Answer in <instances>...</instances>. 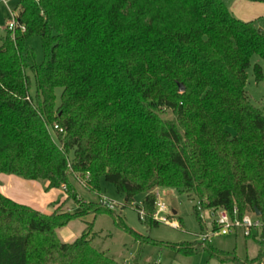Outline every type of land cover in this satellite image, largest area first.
Listing matches in <instances>:
<instances>
[{
	"label": "trees",
	"instance_id": "1",
	"mask_svg": "<svg viewBox=\"0 0 264 264\" xmlns=\"http://www.w3.org/2000/svg\"><path fill=\"white\" fill-rule=\"evenodd\" d=\"M16 8L17 28L0 35V173L66 192L44 213L0 191V264H125L94 246L92 222L74 240L60 238V228L86 213L111 212L135 232L102 196L81 200L74 180L100 194L103 177L126 204L145 192L140 220L148 225L159 222L160 186L208 208L233 214L236 206L240 217L258 209L264 220V112L247 90L253 55L264 57L254 20L224 0H18ZM35 34L42 62L28 41ZM254 66L260 82L262 65ZM72 198L80 209H63ZM247 236L259 243L253 257L207 239L167 245L264 264V226ZM129 264L172 263L138 255Z\"/></svg>",
	"mask_w": 264,
	"mask_h": 264
},
{
	"label": "rangeland",
	"instance_id": "2",
	"mask_svg": "<svg viewBox=\"0 0 264 264\" xmlns=\"http://www.w3.org/2000/svg\"><path fill=\"white\" fill-rule=\"evenodd\" d=\"M7 1L8 3H5L3 0H0V35L6 32L12 10L19 12L18 8H16L18 0ZM246 1L252 2V0ZM224 2L231 9H242L241 12L244 14H256L257 11L261 12L262 10V13L254 21L258 29L262 28L264 30V6L260 4L261 2L259 3L260 5L255 3V5H251V3L246 4L242 0H224ZM28 41L34 50L36 60L42 62L46 57L43 40H41L39 35L35 34ZM255 63H259L263 68V78L260 82L255 79ZM249 66L247 84L249 97L264 112V57L258 54L253 55ZM30 88L31 92L35 93L34 78H32ZM62 89L59 86L56 90L57 103L60 101ZM165 115L168 118L174 116L171 110H168ZM7 175L10 174L1 172L0 180ZM101 180L102 190L100 194L90 192L82 182L74 180L78 191L77 196L81 200H94L99 199L100 196L105 197L107 201L113 203L111 208L122 222L131 227L135 232L131 233L121 227L118 219L111 212H101L97 215L95 213H86L73 218L67 225L58 230V234L63 241H72L79 237L89 221L92 222V231L89 236L92 237L94 246L104 250L109 256H113L120 261H125L126 259L132 261L134 257L139 255L141 263L163 260L172 264H236L233 261L219 259L211 255L210 251L206 248H199L196 252L185 254L175 247L167 245L200 241L202 240L201 233L205 231H208L211 235L210 245L213 249L235 251L236 254L242 257H253L258 251L259 243L253 236L245 235L243 228H239L236 232L234 231L226 235L214 233L215 221L212 208L203 206L197 196L182 192L174 186L157 187L158 199L163 201L172 210V213L168 215L170 220H177L180 226L170 225L165 222L148 225L146 222L140 220L139 212V207L143 204L146 196L145 192L138 193L133 204H126L125 196L117 191L114 183L105 180L103 177ZM25 181L29 182V184L15 182L9 185L8 188L12 192V195H23V197H17L18 200H22V202L29 205V198L35 199L39 204L43 202V208L40 210L44 213L50 212L59 206L66 192L63 187L47 188L48 182L45 179L31 178ZM50 202L53 204H49ZM195 205L200 209L201 222L194 209ZM34 208L37 207L35 206ZM62 208H70L71 211H75L80 209V206L72 198ZM174 209L178 210L177 213L174 212ZM251 216L254 217V214H251ZM256 232L257 230L254 229L253 233L256 234Z\"/></svg>",
	"mask_w": 264,
	"mask_h": 264
},
{
	"label": "built area",
	"instance_id": "3",
	"mask_svg": "<svg viewBox=\"0 0 264 264\" xmlns=\"http://www.w3.org/2000/svg\"><path fill=\"white\" fill-rule=\"evenodd\" d=\"M5 3H8L7 0H3ZM17 16L18 12L16 10H12V15L10 17V20L7 24L9 29L15 31V29L18 26V21H17ZM21 28L25 30V26L22 25ZM58 125L55 126L57 128ZM66 186H64L65 188ZM103 202L106 203L109 207L113 206V203L111 201H107L105 197H103ZM234 212L231 214L226 208H212L213 211V216H214V221L216 224L214 233L217 234H230L232 232H236L239 228H243L244 234L245 235H251L255 230H258L262 226H264V220L260 219V215H257L255 211L247 212L244 214L242 217L238 215V207H234ZM139 212L142 217L145 216L146 211L144 210L143 205L139 207ZM169 213H172V210L167 207V205L161 201L157 200V204L155 207V212H154V219L158 220L159 222H165L169 223L170 225H176L180 226L179 222L175 219L170 220L169 218ZM251 214H254V217L251 216ZM210 234L208 231H205L201 233L202 240H210ZM130 261L126 260L125 264H129Z\"/></svg>",
	"mask_w": 264,
	"mask_h": 264
},
{
	"label": "crops",
	"instance_id": "4",
	"mask_svg": "<svg viewBox=\"0 0 264 264\" xmlns=\"http://www.w3.org/2000/svg\"><path fill=\"white\" fill-rule=\"evenodd\" d=\"M242 2L243 3H251V5H255V4H257V5H260V4H262L263 6H264V0H260V1H255V0H252V2H247L246 0H242ZM261 2V3H260ZM255 3V4H254ZM260 3V4H259ZM264 8V7H263ZM232 10H233V12H234V14H236V16L237 17H239L240 19H243V20H245V19H247V20H255L261 13H262V10H261V12L260 11H257V13L256 14H247V13H243V12H241L242 11V9H240V8H232ZM8 174H10V175H7V176H5V177H2V180H0V191L4 194V195H6V196H8V197H10V198H12V199H14V200H17V201H19V202H21V203H24V204H27V203H25V202H22V200L20 201V200H18V198L17 197H23V195H21V196H16V195H12V192L10 191V189L8 188V186L9 185H11V184H14L15 182H18V183H20V184H22V183H24V184H29V182H27V181H25L26 180V178H24V177H22V176H20V175H18V174H16V173H14V174H16V175H11V173H8ZM31 179V178H30ZM30 179H27V180H30ZM53 188H57V187H53ZM19 199H22V198H19ZM65 199V195L63 196V199H62V201ZM30 202V205L29 204H27V205H29V206H33L34 205V207L36 206L37 208L36 209H38V210H40V209H42L43 208V202L41 203V204H39L37 201H35V199H33V198H29L28 199ZM48 201V200H47ZM62 201L60 202V203H62ZM32 203V204H31ZM59 203V204H60ZM36 204H38V205H36ZM49 204H53V203H49ZM175 210V209H174ZM177 210V209H176ZM41 211V210H40ZM178 211V210H177ZM177 213V212H176ZM126 260H128V259H126ZM125 260V261H126Z\"/></svg>",
	"mask_w": 264,
	"mask_h": 264
},
{
	"label": "water",
	"instance_id": "5",
	"mask_svg": "<svg viewBox=\"0 0 264 264\" xmlns=\"http://www.w3.org/2000/svg\"><path fill=\"white\" fill-rule=\"evenodd\" d=\"M261 29H262V28H261ZM261 29L259 28L260 31H261ZM180 89H181V90H184V85H183V83H180ZM174 212L176 213L177 210L175 209ZM255 213H256L257 215H261V211L258 210V209L255 211Z\"/></svg>",
	"mask_w": 264,
	"mask_h": 264
}]
</instances>
